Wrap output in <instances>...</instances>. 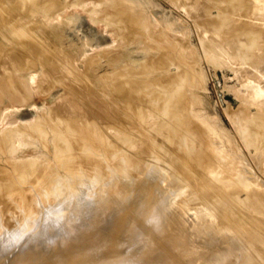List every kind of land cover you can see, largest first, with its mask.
<instances>
[{
    "label": "bare ground",
    "instance_id": "obj_1",
    "mask_svg": "<svg viewBox=\"0 0 264 264\" xmlns=\"http://www.w3.org/2000/svg\"><path fill=\"white\" fill-rule=\"evenodd\" d=\"M102 1L106 14H97L96 23L112 25L114 33L120 31L121 36L115 34L120 45L102 49L100 39L93 42L90 38L91 42L88 36L85 41L86 33L82 42H90L83 49V44H77L82 58L73 51L76 46L71 49L70 44L68 51L61 46L66 47L73 34L80 37L87 15L80 17L78 12L87 0L69 4L66 0H0V64L5 60L3 64L14 67L6 74L0 71V155L4 158L0 162V264H264V105L257 107L264 98V87L256 84L259 80L246 79L250 90L238 96L252 108L226 112L242 141L255 151L254 169L202 100L206 79L194 50L176 35L179 17L157 13L153 0ZM200 1L170 2L177 9H194L186 7L203 27L226 30L228 22H234L236 38L229 39H248L247 53L264 40V0ZM216 10L221 12L219 17L213 16ZM91 11V16L92 12L96 15L95 9ZM160 26L163 31L157 34ZM96 29L95 34L101 33ZM215 34L217 39L220 35ZM209 41L205 46L212 49L216 43ZM105 60L111 70L101 76L98 70ZM38 64L43 66L37 67L41 71L36 70ZM44 65L50 69L42 75ZM33 67L36 71L30 70ZM38 73L42 77L37 88ZM50 82L63 90L58 103L47 96L55 105L38 123L44 121L57 136L62 134L56 137L49 128L52 137L66 140L64 135L68 136L67 144L74 143L81 151L69 145L75 148L72 153L60 156L56 147L64 150L67 144L63 147L59 139L58 146L52 147L57 139L49 136L46 141L51 138L52 146L47 142L45 149L54 150L48 165L33 158L16 163L12 152L24 137L39 135L41 130L37 122L34 126L18 123L22 121L20 106L34 102L28 100L35 99L38 90L45 92ZM102 83H110L115 110L96 93ZM166 88H171L166 99L179 101L182 104L177 106L183 108L167 106L164 98L169 111L162 108L161 99L157 106L156 97ZM41 132L46 138L47 128ZM43 136L42 145L46 142ZM118 157L122 160L113 165ZM165 158L169 159L168 172ZM3 162H8L11 172ZM72 179L81 189L76 180V188L72 187L77 190L69 186ZM25 184L30 188L25 189ZM89 185L97 189L91 192ZM53 200H59L58 211ZM43 206L57 213L37 226ZM194 231L214 240L209 237L208 242L202 239L195 245L194 240L201 239L198 234L192 239ZM201 247L207 253H201Z\"/></svg>",
    "mask_w": 264,
    "mask_h": 264
},
{
    "label": "rangeland",
    "instance_id": "obj_2",
    "mask_svg": "<svg viewBox=\"0 0 264 264\" xmlns=\"http://www.w3.org/2000/svg\"><path fill=\"white\" fill-rule=\"evenodd\" d=\"M67 2L66 3H72L73 2V0L72 1H70V0H66ZM97 1V2H96ZM156 4H157V8H156V11H157V13L159 12V14H161V15H164V16H172V17H179L178 18V25L177 26H179L178 27V32L176 33V35H177V37H179L180 39H182V42L183 43H185V45L186 46H188V47H190V48H192L193 50H194V56H195V60H196V63H197V66H198V68L200 67V69L202 70H200L201 71V73L204 75V77H205V79H206V84H205V89L202 87V88H199L198 89V92H200L202 89H204V92L202 93V91H201V94H202V96L204 97H202V100L204 101V103H206L207 102V104H209L207 107L209 108L210 106V111L212 110L213 112H214V115H215V119H217L218 121H220V123H221V127L223 128V130H224V132L225 133H227L228 134V137L230 138V139H232V144L234 145V147L235 146H237L238 148L237 149H239L242 153H243V155H244V158H245V160H247V163L246 164H248V166H250L251 168H254L255 167V165H254V161L252 160L253 158V154L255 155V151L254 150H252L251 148H249L246 144H245V142H243L244 141V139H242L241 138V135H240V133H238V131H237V129L235 128V126L232 124V122H233V119H231L232 117H230V114H231V112H237L240 108H243V107H247V108H252V106H247V105H245V103H243L242 102V100H241V98H239V96L240 95H242V93H244V94H247V92L250 90V88H249V86L248 87H246L247 85H248V83L246 82L247 80L246 79H250V80H248V81H251V79H252V81L254 82L255 81V83L259 80V82H257L256 84H260V86L262 87H264V40L263 41H261V42H259V43H257V44H255L254 45V47H252L253 49H255V50H253V49H249V52L247 53L246 51L248 50L247 48H248V46L250 45V44H248L249 43V41H248V39H247V41H248V43H247V41H246V39H245V37H243V36H241V37H243V38H241V40H236V41H232V40H230V39H233L234 40V38H236V35H234V33H235V31H236V29H237V27H236V29H235V25H234V22L232 23V21H230V22H228V24H227V26H226V30L225 29H221V30H218V29H216V30H214V29H212V28H208V27H203V25H201L200 24V22L197 20V18L196 17H194V15H193V13L195 12L194 11V9H192V8H189V6H186L187 8H189L188 10H190L191 11V9L194 11H192V12H190V11H188V10H186V7H183V9L182 8H180V9H177V7H178V5H177V7H176V5H174L173 4V2H170L171 0H153ZM168 1V2H167ZM197 1H199V0H197ZM201 1H203V0H201ZM200 1V2H201ZM87 2L88 3H85L84 5L88 8V10H89V14L88 13H86L88 10L86 9L85 11H84V9L86 8L85 6H84V9H82V11H76V12H78V13H82V14H80V17H86V15H87V17H91V18H87L86 17V21H84V19L85 18H83V22H82V26H80V28H81V32L82 31H84V33L83 34H81V32H79L78 34V36H80L79 38H77L76 39V35H72L71 36V38L69 39V40H67V42L66 41H64L63 43H60V46L62 45V44H64L65 42L67 43H65L66 44V47H68V48H66L65 47V45H62L61 46V48L64 46V48H63V50L64 51H68V49H70V47L69 46H71L70 44H72V46H71V49L74 47V48H76L77 47V49H73V51L75 52V50L77 51V52H75L76 53V55L77 56H80L81 55V57H82V53L80 54V53H78V46L79 47H81L82 46V44H83V42H85L86 40H87V37H88V40L91 38V39H93V42H96V40H98V39H100V42H101V44H102V46H101V48L102 49H108V50H111V49H114V48H116L118 45H120V42H119V38H118V36H121V35H119V33L120 34H122L120 31H116L117 33H114L115 31H113V30H111V29H114L113 28V26L111 25V27H110V25H108V24H105L104 25V23H101V22H99V24H97L98 23V20H99V17L101 16H103V15H105L106 13H104L105 12V10H103L104 8H106V6H105V4L103 3L104 1H102L101 0V3H100V0H87ZM94 2V3H93ZM100 3V5H99V3ZM94 5H93V4ZM101 4H103V6H104V8H102L103 6H101ZM171 4H173L172 6H171ZM176 4V3H175ZM94 6V7H93ZM82 8V7H81ZM95 9V13H96V15L94 14V12H92V11H94V9ZM179 8V7H178ZM90 10H92L91 12H92V16L90 15ZM102 10V11H101ZM184 10V11H183ZM84 11V12H83ZM96 11H98V12H96ZM180 11V12H179ZM188 11V12H187ZM72 12V11H71ZM76 12H75V14H76ZM110 12V11H109ZM68 13H70V11L68 12ZM77 13V14H78ZM100 13H102V14H100ZM104 13V14H103ZM218 13V14H217ZM70 14H72V13H70ZM70 14H67L68 16H70ZM73 14H74V12H73ZM97 14H100L99 15V17H98V15ZM214 15L213 16H220L219 14H221V12L219 11L218 12V10H216V11H214V13H213ZM241 14H242V12H241ZM79 15V14H78ZM82 15H84V16H82ZM89 15V16H88ZM74 16V15H73ZM93 18L94 19H96L95 20V22L94 21H91V20H93ZM98 18V19H97ZM194 18V19H193ZM89 20H90V23H89ZM195 20V21H194ZM64 22L67 24V21L66 20H64ZM88 22V23H87ZM93 22V23H92ZM97 22V23H96ZM95 23V24H94ZM180 23H181V26H180ZM199 23V24H198ZM103 24V25H102ZM231 24V25H230ZM236 25H238L237 23H235ZM91 25H92V27H91ZM97 25H100L99 27L97 26ZM233 25V26H232ZM68 26V25H67ZM69 26H72V24H69ZM96 26V28H100V32L101 33H99L98 35L97 34H95L96 32V28L95 29H91V28H94V27ZM101 26L103 27V28H101ZM104 26H107V27H104ZM229 26V27H228ZM232 26V31H231V29H230V27ZM161 27V26H160ZM158 28L157 29V34H161L162 33V27L161 28ZM228 27V28H227ZM67 28H70V27H67ZM91 29V30H90ZM230 29V30H229ZM92 30H94V31H92ZM101 30H106V32L104 31V34H103V31H101ZM204 32H202V31ZM206 30V31H205ZM235 30V31H234ZM91 31L93 32V33H91ZM207 31H208V33H207ZM113 32V33H112ZM181 32V33H180ZM215 32L217 33V35H218V33H219V37L217 38V39H219V40H217L216 39V37H215ZM226 32H228V33H226ZM86 33H87V36L85 37L84 35H86ZM200 33H202V35L200 34ZM214 34L213 36L211 35V34ZM224 33V34H223ZM95 34V35H94ZM118 35V36H116V35ZM181 34V35H180ZM205 34V35H204ZM226 34V35H225ZM228 34V35H227ZM231 34L233 35V37L231 36ZM82 35V36H81ZM184 37H183V36ZM209 35V36H208ZM77 36V37H78ZM207 36H208V38H207ZM228 36V37H227ZM231 36V37H230ZM74 37V38H73ZM83 37H85L86 39H84L83 40ZM212 37V38H211ZM225 37V38H224ZM227 37V38H226ZM81 38V39H80ZM204 38H205V40H204ZM230 38V39H229ZM78 39H80V40H78ZM91 39H90V41H91ZM202 39V40H201ZM225 39V40H224ZM71 40V41H70ZM74 40V41H73ZM210 40V41H209ZM214 41L216 44H215V47L217 48V49H219V50H217V49H215V47H212V49H209L208 47H206L207 46V44L206 43H208V42H206V41H209V43H211V41ZM73 41V42H72ZM81 41V42H80ZM83 41V42H82ZM89 41V42H90ZM212 41V42H213ZM72 42V43H71ZM75 42H76V44H75ZM88 41L86 42V43H84L83 44V46L81 47L82 49H83V47L84 46H86V44L87 43H89ZM92 42V41H91ZM203 42V43H202ZM205 42V43H204ZM219 42V43H218ZM239 42H241V44H238ZM244 42H246L245 43V45H244ZM77 44H78V46H77ZM95 44V43H94ZM192 44V45H191ZM214 44V43H213ZM68 45V46H67ZM206 45V46H205ZM217 45V46H216ZM243 45L245 46L244 48H246L245 49V51H244V48H243ZM257 45L259 46H261L262 48H260L259 47V49H258V47H257ZM263 45V46H262ZM76 46V47H75ZM205 46V47H204ZM111 47V48H110ZM220 47V48H219ZM249 47H251V46H249ZM256 47H257V49L260 51V53H258L259 51L256 49ZM65 48L67 49V50H65ZM80 48V49H81ZM110 48V49H109ZM208 48V49H207ZM221 48H222V51H221ZM225 48V49H224ZM242 48V49H241ZM89 49V48H88ZM206 49V50H205ZM262 49V50H261ZM205 50V51H204ZM210 51L209 53H208V51ZM223 50H224V52H223ZM242 50V51H241ZM70 52H72V50H69ZM79 51H81V50H79ZM215 51H217V52H215ZM219 51V52H218ZM205 52V53H204ZM245 52V53H244ZM185 53V52H184ZM207 53H208V55H207ZM219 53V54H218ZM221 53V54H220ZM185 54H187V53H185ZM216 54V55H215ZM250 56H249V55ZM199 55V56H198ZM210 55H213V56H210ZM220 55V56H219ZM223 55V56H222ZM247 55V56H246ZM217 56V57H216ZM225 56V57H224ZM235 56V57H234ZM80 57V58H81ZM183 57H185V55H183ZM207 57V58H206ZM209 57V58H208ZM216 57V58H215ZM230 57V58H229ZM83 58V57H82ZM82 58H81V60H82ZM212 58V59H211ZM215 58V59H214ZM220 58H222V59H220ZM228 58V59H227ZM235 58V59H234ZM211 59V60H210ZM246 59V60H245ZM85 60V59H84ZM223 60V61H222ZM226 60V61H225ZM211 61V62H210ZM220 61V62H219ZM82 62V61H81ZM106 62H108L107 60H105V61H103V63L101 62V65L103 66V68H99V70H98V73H99V75L101 74V76L103 75V74H105L106 73V71H108V70H111V68H109V66H108V63L107 64H105ZM217 62V63H216ZM227 62V63H226ZM3 63H5V60L4 61H2V66H1V64H0V71L2 72V73H4L5 72V74H6V71L8 72L9 71V69H10V67H11V69H14V67L13 66H7L6 64H3ZM212 63V64H211ZM220 63H222V64H220ZM226 63V64H225ZM82 65H83V62L81 63ZM243 64V65H242ZM39 65V66H38ZM38 65H35L36 66V70L38 69V70H40L41 71V69L43 68V66H42V64H38ZM81 65V66H82ZM209 65V66H208ZM5 66V67H4ZM49 66V65H48ZM107 66H108V68H107ZM216 66V67H215ZM37 67H39V68H41V69H39V68H37ZM221 67V68H220ZM1 68H2V70H1ZM3 68H5V69H3ZM9 68V69H8ZM35 67H33V68H30V70H32V71H36L35 69H34ZM47 68V66H45L44 65V69L42 70V75L43 74H48V70L50 69V66L48 67V69H46ZM106 70H105V69ZM8 69V70H7ZM10 69V70H11ZM46 69V70H45ZM5 70V71H4ZM37 70V71H38ZM39 71V72H40ZM101 71V72H100ZM236 71V72H235ZM44 72V73H43ZM247 73V74H246ZM40 75V76H39ZM42 75L40 74V73H38V80L37 81H39V82H37V83H35V85H34V87L36 86L37 88L39 87V85L38 84H40V81H41V77H42ZM250 77V78H249ZM57 79H58V77H56ZM40 79V80H39ZM55 80V79H54ZM54 80H52V82H54ZM257 80V81H256ZM52 82H50V85H48L47 86V89H46V91L44 92H42L41 91V94L39 93L40 91L38 90L37 91V97H40V99L38 98L37 99V97L35 98L34 96V98L35 99H33V98H30L29 100H28V102L30 101H34V102H31V103H28L27 104V102H26V105H22V106H20V111H19V115L18 116H20L21 118H22V121L20 120V119H18V120H20V122H18L19 124L20 123H25V125H30V124H32L33 126H34V124L36 123V126L38 125L39 126V128H37V129H41L40 131H39V135H34V134H32V136L31 137H29V138H26V137H24L23 138V141H22V144L20 145V146H17L18 148H17V150H16V152H12L13 154L11 155V159L13 160L14 159V161H16V163H20L21 161L22 162H24V161H29L31 158H33V160L31 159V161H36V162H40L41 161V163L42 164H44V163H48V161L49 160H52V156H53V153H52V150H54V149H52L51 147V149H47V150H50V152H48L46 149H45V145L47 144V142L49 143L52 139L51 138H48V140L46 141V139H47V137H49V136H51L52 137V133L53 134H55L56 132L54 131V129L51 127V126H49V127H47V125H45V122H44V125L46 126L45 128H42V126H44V125H41V123L43 124V122L41 121V123H38V120H41L42 118H44V112L46 111V110H49V107L50 108H52L53 107V105H55L54 103H58L59 101H57L58 100V98L61 96V92H62V87H60V85H59V87H53L52 86ZM246 82V83H245ZM48 84V83H47ZM58 84V83H57ZM60 84V83H59ZM104 84V85H103ZM244 84V85H243ZM108 85V86H107ZM246 85V86H245ZM52 88H51V87ZM58 86V85H57ZM104 88H103V87ZM242 86V87H241ZM244 86L246 87V88H244ZM169 87V86H168ZM262 87V88H263ZM54 88V89H53ZM108 88V89H107ZM40 89V88H39ZM48 89H50L49 91H48ZM52 89V90H51ZM171 89V88H170ZM169 89V90H170ZM244 89H245V91H244ZM247 89H249V90H247ZM169 90H167V88H166V92H165V89L164 90H162L163 92H164V94L165 95H163L162 96V94H163V92H162V94H159V95H157L158 97H156V104H157V106H160V103L158 104L157 102V99L159 100V99H161L159 102H161V104H162V108L164 109V107H166L167 108V110L169 111V109H168V107L167 106H171L170 104H172V105H175V106H177V105H179V104H182V103H178L179 101H177V100H172V99H166V97H169V96H171V94H170V92H168ZM206 90V91H205ZM97 91H99L98 93H97ZM108 91V92H107ZM49 92H51V93H49ZM109 92H111L110 91V83H108V84H106V83H102V84H100V85H98V87L96 88V93L99 95V93L102 95H99L100 97H102V100H103V103H108L109 101L111 102L110 104L111 105H109V103L107 104V105H109L110 106V110L112 109V110H115L116 108V104L114 103V102H112V95H111V93H109ZM169 93V95H168V93ZM246 92V93H245ZM46 93V94H45ZM51 94V95H50ZM154 94H156V93H154ZM153 93L151 94V96L152 95H154ZM40 95V96H39ZM59 95V96H58ZM109 95V96H108ZM167 95V96H166ZM239 95V96H238ZM46 96V97H45ZM47 96H51L53 99H51V100H47V99H49ZM55 96H57V97H55ZM161 96H162V98H161ZM166 96V97H165ZM46 99H44V98ZM50 97V98H51ZM42 98V99H41ZM110 98V99H109ZM164 98V99H163ZM166 102L167 101V106H166V103L163 101V100ZM204 99H206V100H204ZM44 102V104H46L47 102H49L48 104H46L47 105V107H48V109H47V107H45L46 105H44L43 104V102ZM104 100H106V102L104 101ZM172 100V101H171ZM36 101V102H35ZM40 101V102H39ZM169 101V102H168ZM175 101V102H174ZM42 102V103H41ZM163 102V103H162ZM263 102H264V98H263V100H262V102L260 101V104L258 105V102H257V105L255 104V107L257 106V107H260L261 105H264L263 104ZM34 103V104H33ZM41 103V104H40ZM170 103V104H169ZM174 103V104H173ZM176 103V104H175ZM30 104H33V105H31L30 106ZM36 104V105H35ZM41 105V107H40V105ZM43 104V105H42ZM53 104V105H52ZM114 104H115V107H111L112 105L114 106ZM29 107H28V106ZM52 105V106H51ZM163 105H165V106H163ZM43 106H44V108H43ZM233 106V107H232ZM35 107V108H34ZM178 107V106H177ZM176 107V108H177ZM31 108H33V109H31ZM109 108V107H108ZM160 109H162L161 107H159ZM166 108H165V110H166ZM170 109L172 108V107H169ZM181 108H183V105H182V107H181V105H180V108L178 107V109H181ZM229 108V109H228ZM42 109V110H41ZM162 109V110H163ZM177 109V110H178ZM227 110H228V112L230 113H226L227 112ZM253 110H255V109H253ZM43 111V112H42ZM180 112H181V110H180ZM46 113H47V111H46ZM43 114V115H42ZM46 115V114H45ZM17 116V115H16ZM17 116V117H18ZM38 116V117H37ZM40 116H41V118H40ZM43 116V117H42ZM37 117V118H36ZM179 118H181V119H183V115L181 114H179V116H178ZM178 118V119H179ZM158 119V118H157ZM160 120H162V117H160L159 118ZM184 119H185V117H184ZM231 119V120H230ZM44 120V119H43ZM156 120V119H155ZM160 120H157V121H160ZM180 120V119H179ZM164 121H166L167 122V120H164ZM185 121V120H184ZM16 124V125H14L13 124V126L11 125V127H16V126H18L19 124ZM234 123V122H233ZM41 126H40V125ZM35 128V129H36ZM47 128V134H46V138H45V136H43V133L41 132V131H44V133H45V129ZM49 128H51V130H53V132L51 133V131H50V129ZM44 129V130H43ZM49 131V132H48ZM237 133H236V132ZM58 132V131H57ZM40 133H42L41 135H40ZM50 134V135H49ZM57 134V133H56ZM54 135V136H56V137H61V135L62 134H60L59 135V133H58V135L59 136H57V135ZM45 135V134H44ZM63 135H64V133H63ZM67 135V134H66ZM34 136V137H33ZM40 138H39V137ZM42 136L45 138V140L44 141H46L45 143L43 142V145H44V147H43V145H42V141L43 140H41V138H42ZM53 136V137H54ZM52 137V138H53ZM56 137H54V139L53 140H55V138ZM63 137V136H62ZM67 137L68 136H65L64 135V138H66V140H67ZM70 137V136H69ZM43 139V138H42ZM51 139V140H50ZM57 140L56 141H53V146H52V144H51V142H50V146H52V147H56V145L58 146V143L60 142V141H62V142H64V144H62V142L60 143V145H64L65 146V143L67 144V141L65 140V139H63V138H56ZM60 139V140H59ZM136 139V138H135ZM27 140H29V141H27ZM59 140V142L58 143H56L57 141ZM65 140V141H64ZM68 140H71V139H68ZM243 140V141H242ZM33 141V142H32ZM35 141V142H34ZM69 143H70V141H68ZM72 142V141H71ZM55 144V145H54ZM77 144V143H76ZM48 145V144H47ZM46 145V146H47ZM69 145H72L71 147H75L76 148V150L78 149V151L77 152H79V148H77V146L73 143V144H67V146H63L64 147V150H63V148H60L61 146H58V147H56V149L58 148V150H60L59 152L61 153H59L60 154V156L61 155H64V154H68L69 153V151H70V153H72L71 151H73L75 148H70L69 147ZM78 145V144H77ZM81 145V144H80ZM35 146V147H34ZM49 147V146H48ZM66 147H67V149L68 148H70V150L68 149H66ZM47 148V147H46ZM60 148V149H59ZM236 148V147H235ZM61 149L63 150V151H61ZM19 150V151H18ZM251 150V151H250ZM68 151V152H67ZM81 151V150H80ZM248 151V152H247ZM63 152V153H62ZM66 152V153H65ZM76 152V151H75ZM252 154V155H250V153ZM18 153V154H17ZM50 153V154H49ZM51 153H52V156H51ZM15 155V156H14ZM17 155H18V157H17ZM38 155V156H37ZM1 156V155H0ZM12 156H14L15 158H12ZM3 156H1V159L2 160H0V162L1 161H3L4 160V158H2ZM20 157V158H19ZM40 157H41V159H40ZM45 157V158H44ZM47 157V158H46ZM24 158V159H23ZM29 160H28V159ZM37 158V159H36ZM44 158V159H43ZM49 158V159H48ZM51 158V159H50ZM119 158H121V159H119ZM169 158V157H168ZM15 159H18V160H15ZM20 159H21V161H20ZM27 159V160H26ZM38 160H40V161H38ZM43 160V161H42ZM46 160H47V162H46ZM117 160H122V157H118V159H115L114 161H112L111 163H115ZM169 160V159H168ZM167 160V158H165V162L167 161L168 163H165V168H167V171L166 172H168L169 170H168V166H166V164H168L169 165V161ZM13 161V162H14ZM12 162V163H13ZM21 162V163H22ZM4 163V162H3ZM6 163H8V162H6ZM6 163H4V165H5V167L6 168H10L9 166H8V164H6ZM114 163H113V165H114ZM49 164V163H48ZM47 164V165H48ZM45 165V164H44ZM113 165H110V166H113ZM8 166V167H7ZM248 168V167H247ZM255 169V168H254ZM10 170V172H11V169H9ZM166 170V169H165ZM63 179V178H62ZM75 180L76 179H72V181L73 182H69L68 184H69V186L71 187V188H73L72 186H74L75 188H76V186H77V182L74 184V182H75ZM74 184V185H72V184ZM28 184V183H27ZM68 184H67V186H68ZM29 186H31V184H28ZM28 185H23V187L25 186V187H27ZM76 185V186H75ZM67 186H66V188H67ZM24 187V188H25ZM69 187V188H70ZM79 187V182H78V186H77V189L79 190V188L81 187V185H80V187ZM30 187H28V188H25V189H29ZM89 188L91 189L90 191L92 192L93 191V189L94 188H96V187H91L90 185H89ZM188 188V187H187ZM187 188H185V190L187 189ZM190 188V187H189ZM188 188V189H189ZM68 189V188H67ZM67 189H65V193H68V192H66L67 191ZM77 189H74L73 188V190L75 191V190H77ZM81 189V188H80ZM97 189V188H96ZM72 190V189H71ZM72 190V191H73ZM69 191V190H68ZM64 192H63V194H64ZM62 194V197H63V199H65L64 197V195H66V194H64L63 195ZM69 194V193H68ZM68 194H67V198H70V197H72V196H68ZM73 193L71 192V195H72ZM74 195V194H73ZM61 196V195H60ZM74 196H77V195H74ZM109 196H112V194L111 195H109ZM59 197V196H58ZM38 198H40V199H37L38 201L39 200H42V198L40 197V196H38ZM59 199H61V201L63 200L61 197H59ZM54 201V200H53ZM59 201V200H55L54 202L57 204V207H58V204H59V202L57 203V202ZM61 201H60V203H61ZM63 201H65V200H63ZM42 205H43V203H42ZM56 206V205H55ZM44 207V206H43ZM57 207H55L57 210L56 211H58V209H59V207L57 208ZM54 208V209H55ZM44 210H46L45 212L46 213H48V214H46V213H44ZM53 210V209H52ZM56 211H54V212H52V213H50L49 212V209L45 206L44 207V209L42 210V214H44V217L42 216V214H41V216H40V218L42 219V221H41V219H40V221L38 222V225L37 226H39L41 223H42V225L43 224H45L46 222H48L47 220L50 218H55V215H54V213L56 212ZM50 213V214H49ZM57 213V212H56ZM48 215V216H47ZM46 217V218H45ZM49 219V220H50ZM204 220V219H203ZM205 221V220H204ZM40 223V224H39ZM42 225H40V226H42ZM195 233V234H194ZM197 234H198V238L199 239H201V240H198V239H195L194 240V237H197ZM196 234V232L194 231L193 232V236H191V237H193L192 239L194 240V242H195V245H196V242H197V244L198 243H200V241H209L208 239H209V237L211 238L210 240H214V237H212L211 235H209V237H205L204 235H206V234H204V235H202V233L200 234V233H197ZM249 234V233H248ZM192 235V234H191ZM204 236V238H202V236ZM208 236V235H207ZM206 238V239H205ZM203 239V240H202ZM199 241V242H198ZM198 247H199V245H197ZM197 246H195V247H197ZM197 247V248H198ZM196 248V249H197ZM202 248V247H201ZM203 248H205V247H203ZM202 248V250L200 251V250H197V251H200L201 253H207V252H204V249ZM208 249V248H207ZM207 249H205V251H207ZM200 252H197V253H200ZM210 251L208 250V253H209ZM204 255V254H203Z\"/></svg>",
    "mask_w": 264,
    "mask_h": 264
}]
</instances>
